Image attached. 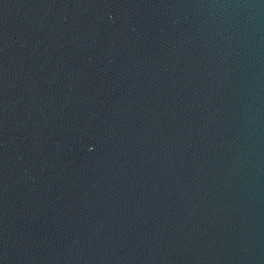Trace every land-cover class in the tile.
Listing matches in <instances>:
<instances>
[{"label": "water", "instance_id": "95a60500", "mask_svg": "<svg viewBox=\"0 0 264 264\" xmlns=\"http://www.w3.org/2000/svg\"><path fill=\"white\" fill-rule=\"evenodd\" d=\"M0 264H264V0H0Z\"/></svg>", "mask_w": 264, "mask_h": 264}]
</instances>
